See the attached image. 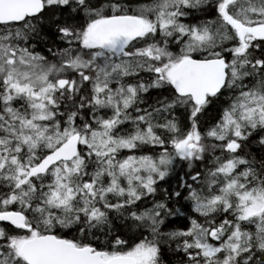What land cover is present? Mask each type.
I'll list each match as a JSON object with an SVG mask.
<instances>
[{"label": "trees", "instance_id": "16d2710c", "mask_svg": "<svg viewBox=\"0 0 264 264\" xmlns=\"http://www.w3.org/2000/svg\"><path fill=\"white\" fill-rule=\"evenodd\" d=\"M43 2L40 15L19 24H0V46L34 55L44 66L54 64L62 72L59 77L69 81L58 88L52 105L45 100L53 114L37 122L36 160L61 144L51 142L63 129L79 134L81 140L107 131L117 143L134 147L116 149L110 167L91 148L85 153L82 144L78 157L63 166L72 167V172L57 177L51 173L24 181L1 171L0 211L23 213L29 229L0 224V264H26L13 241H26L34 234L91 245L111 257L146 246L155 252L150 264H264V217L241 218L248 208L241 196L264 190V121L255 109L257 100H250L256 95H249L264 84V40L256 37L236 53L241 44L237 28L253 36L252 28L264 24V0L229 5H223L226 0ZM222 5L231 20L223 18ZM117 15L144 18L151 25L128 46L127 57L82 45L93 22ZM186 58L226 61L227 85L205 105L179 96L172 85L171 70ZM120 63L123 75L102 91L109 96H98L103 73ZM232 68L238 72L236 86H231ZM120 88L131 90L122 97ZM110 102L114 106L108 109L105 104ZM225 120L240 127L239 136H219ZM193 131L198 132L199 152L189 159L177 151ZM232 143L237 144L233 151ZM130 157H142L154 171H139L102 202L101 193L112 187L111 172ZM227 161L236 168L225 176L219 170ZM162 173L166 177L159 179ZM231 183L242 185L241 193L223 189ZM57 195L74 197L61 204L55 201ZM11 197L16 201L7 203ZM199 229L207 230L204 239L210 251L202 247ZM235 229L243 235L238 250L225 246Z\"/></svg>", "mask_w": 264, "mask_h": 264}, {"label": "rangeland", "instance_id": "374dc122", "mask_svg": "<svg viewBox=\"0 0 264 264\" xmlns=\"http://www.w3.org/2000/svg\"><path fill=\"white\" fill-rule=\"evenodd\" d=\"M52 1L53 0H48V2ZM65 1L67 0H63V2ZM234 1L236 0H226L223 5H229V3L231 4ZM222 6L220 7V10H223ZM99 13L100 12L98 11L94 14ZM223 18L227 19V14H223ZM139 19L144 22L146 29H150V22L146 21V19L144 18ZM100 21L101 20L99 19L93 22L88 28L87 34L83 36V39L81 41L82 45L88 50L97 46V43L92 36V31ZM262 26H264V24L255 26L252 29ZM237 32L239 38L241 39V44L238 48L239 50H237L236 52L239 54L241 53L242 49H246L247 45H249L253 39H255L256 37L259 38V36L255 34H252L253 36H249L247 30L242 27H238ZM125 50L113 52L114 55L118 57H127L129 54ZM101 65L104 66L105 63ZM107 66L109 67L110 63L107 62ZM69 67L71 70L74 69V65L72 64ZM120 67L121 63L119 64V66L115 65L110 68V71H106L105 74L103 73L102 79L104 80L105 85L101 84L102 87H97V93L100 94V92L108 89L111 83L117 82L118 78L123 75V63L122 70ZM59 71L60 70L55 67L54 64L52 66L50 65V67L44 66L38 61L37 58H35L34 55H26L24 53L21 54L15 47L12 48L7 45L3 47L0 46V107H2V109L0 110V134L2 135L0 140V173L3 170L5 172L7 170H11L15 172V175L17 177L23 179L24 181H29L32 179L30 175L38 162L35 158V154L38 148L37 146H35L36 142L33 140V136L38 139V135L36 133V129L38 126L37 122L49 119L51 116L50 109L48 108V104L45 100H47L48 103L52 105L54 95L59 92V86L57 85V82L60 79H65L64 77H59V75L62 74V72L59 73ZM231 71L233 78L231 80V86H236L238 72L236 68H232ZM263 85H258V90L260 92L262 90L260 89L261 87L264 89ZM130 90L131 88H128V90L120 88L119 92L123 97L124 94H128V91ZM259 91H254L249 95H256L252 96L250 100H257L258 108L255 109L257 110V112H262L261 117L262 121H264V97L261 96V93H259ZM102 94L103 92L98 96H101ZM103 95L109 96V93L105 92ZM119 96L121 97V95ZM105 106L109 109L112 108L114 104L110 102L106 103ZM4 122L6 123L4 124ZM231 123L232 122H227V120H225L221 132H219L220 137H223L226 134L235 137L239 136V134L241 133L240 127L237 124ZM2 124H4V126H2ZM16 125L18 128L16 127ZM239 125H241V123ZM55 133L56 138L51 143H55L57 141H61V143H63L66 140L70 139L74 134L71 133V131H65L64 129ZM9 134L12 135V138L9 137ZM96 137L94 134H90L88 138L82 140V144L85 145L84 152L88 153L91 148L100 157H104L108 161L110 167L113 166V159L116 157L114 155L116 149H129L131 147H134L133 144L130 145L126 142H123L121 144L117 143L107 131L102 132L101 135H97ZM198 140L199 136L197 131H193L192 133H190L187 139L179 144L177 151L178 154L183 157L187 156L189 159L196 157V153L199 152L197 145ZM191 145L193 146V148L189 149ZM24 146L26 147V150ZM230 146L232 151L237 149V144L235 145V143L230 144ZM159 163L160 165H162V161H160ZM79 164L80 160L77 161L75 165L79 166ZM235 168L236 163H234L233 161H227L225 163H222L219 171L226 176L232 174ZM72 170L73 168L70 166L66 168L58 167L55 171L52 172V175L57 177L58 175H60V173L64 174L66 171L72 172ZM117 170L118 171L111 172V174L115 175L112 180V187L109 189V191H105L100 195V199L102 202H105L107 200L108 192L118 193L119 191H121L119 190L118 186L124 184L125 181L130 180L132 176L136 177V174L139 171H154L153 165L151 163H147V161L142 159V157L126 158L123 162L118 164ZM159 177V179H164L166 175L162 173ZM213 183L212 181L210 182V184L208 183L207 189L210 190L211 184ZM242 188L243 186L238 185V183H231L227 186V188L225 186L223 189H229L232 191L237 190V193H241L240 190ZM90 191V194L94 196L95 192L92 190ZM73 197L74 196L63 197L62 195H57L55 201L61 204H66L67 200H70V198ZM241 197L243 201L247 202L248 204V208L243 210L241 218L244 220H252L254 218H259L262 220L264 217V190H261L259 192H251L250 195L249 193L243 194ZM15 201L16 198L11 197L8 199L7 203ZM69 212L70 208L67 206L64 209V213L68 214ZM196 233L204 250L210 251L211 248L207 241L204 239L206 238L207 230L199 229ZM34 236H36V234L31 236L30 238ZM242 238L243 235H241L240 232L235 229L234 233H232L231 239L226 242L225 246L229 249L238 250L240 248L241 241L243 240ZM23 242L24 241H19L17 239L13 241V247H16L19 253ZM216 250L217 249L214 248L212 251ZM154 255L155 252L153 249H150L146 246H140L136 248L133 253L119 256H131L136 258L139 264H150L153 261Z\"/></svg>", "mask_w": 264, "mask_h": 264}, {"label": "water", "instance_id": "95a60500", "mask_svg": "<svg viewBox=\"0 0 264 264\" xmlns=\"http://www.w3.org/2000/svg\"><path fill=\"white\" fill-rule=\"evenodd\" d=\"M45 9L43 0H0V24H19L27 18L40 15ZM146 26L135 16L117 15L101 20L93 29L92 36L98 45L111 51H123L131 43L144 36ZM253 33L264 37V26L254 28ZM172 85L181 97H189L202 106L208 97L219 94L228 81L225 59L200 60L186 58L169 74ZM67 79L57 85L65 88ZM82 146L81 136L73 135L56 149L45 155L34 169V175H45L52 167L64 162H73ZM191 145L189 149H192ZM0 223L17 229H26L25 215L17 211L0 212ZM26 264H139L131 256H116L105 259V253L95 252L93 247L78 248L74 242L54 234L35 236L26 240L20 248Z\"/></svg>", "mask_w": 264, "mask_h": 264}, {"label": "flooded vegetation", "instance_id": "af4514ba", "mask_svg": "<svg viewBox=\"0 0 264 264\" xmlns=\"http://www.w3.org/2000/svg\"><path fill=\"white\" fill-rule=\"evenodd\" d=\"M221 13L222 14H225L226 13V6H223V10H221ZM227 20L229 21V20H231L229 17H227ZM259 38H261V40H264V37H259ZM97 43V42H96ZM97 46L98 47H101L100 45H98L97 44ZM247 47H250V45H247ZM246 47V48H247ZM101 48H103V47H101ZM128 48V47H127ZM126 48V49H127ZM103 49H105V48H103ZM115 52V51H114ZM215 59H217V58H215ZM228 67V66H227ZM218 95V94H217ZM50 114L52 115L53 114V110L52 109H50ZM57 148V147H56ZM55 148V149H56ZM47 155V154H46ZM42 159V158H41ZM40 159V160H41ZM40 160H38V162H37V164H36V166L34 167V169L37 167V165L39 164V162H40ZM66 164L67 163H64V162H61V163H59V164H57L56 166H54V167H52L45 175H47V174H51L53 171H55L58 167H63V166H66ZM34 169H33V171H32V173H31V175H30V177H41V176H45V175H34L33 174V172H34ZM6 174H8L9 176H13V177H17L16 175H15V172L14 171H11V170H7L6 171ZM1 212V211H0ZM1 224V223H0ZM9 226H11V225H9ZM27 226V225H26ZM29 228L28 227H26V229H22V230H28ZM36 236H40V235H36ZM33 238V237H32ZM25 242V241H24ZM76 245V244H75ZM78 248H83V247H87V246H90V247H93L94 248V250H95V252H97V251H100V250H97L94 246H91V245H86V246H78V245H76ZM100 252H103V251H100ZM105 253V252H104ZM21 255V254H20ZM115 257V256H114ZM105 259H109V258H111V256H108L106 253H105V257H104Z\"/></svg>", "mask_w": 264, "mask_h": 264}]
</instances>
